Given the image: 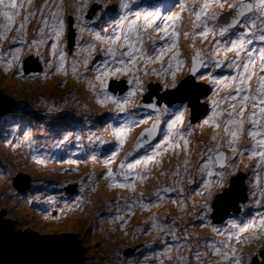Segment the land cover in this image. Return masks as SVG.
<instances>
[{"label": "snow or ice", "instance_id": "1", "mask_svg": "<svg viewBox=\"0 0 264 264\" xmlns=\"http://www.w3.org/2000/svg\"><path fill=\"white\" fill-rule=\"evenodd\" d=\"M27 2L29 6L33 4V0ZM71 7L69 14L65 0H43L34 11L22 15V0H0V17L4 20L0 26L3 71L6 74L15 68L14 77L24 79L27 71L24 57L35 55L46 65L45 78L57 73L67 76L68 45L74 28L77 34L72 56L76 58L70 63L71 74L78 83L87 82L95 104L106 109L111 119L104 121L99 131L89 127L85 133L82 122L65 111V106L79 105L71 92V103L67 99L59 102L42 99L43 116L29 114L17 106L24 115L6 119L12 134L17 136L13 148L27 147L36 152L34 122L39 125L37 131L54 138V147L58 149L73 146L83 152L87 148L88 154L82 161L71 158L75 152L63 161L70 165L91 161L104 169L79 180L81 195L73 202L77 209H83L85 195L95 192L100 181H104L109 190L136 194L135 199L117 195L108 201L110 210L114 209L111 217L116 222L114 230L126 228L137 211L151 212L146 227L138 226L133 237L155 233L154 241L164 245L162 255L173 247L177 253L187 251L188 258H179L177 264H192L193 260L199 264L201 260H210L212 255L219 257L216 264H242L244 252L235 245H250L264 238V185L259 180L264 173V0H173L166 6V12L154 5L142 6L141 0H116L115 4L112 0H77ZM17 17H22L18 26ZM37 17L29 38L28 25ZM13 30L16 35L7 48L3 47L2 42L8 40ZM85 34L94 42L84 41ZM181 39L187 41L186 52ZM41 47L47 51L42 53ZM97 52L99 57L94 55ZM153 78L155 89L151 88ZM204 84L208 87H203ZM176 100L180 103H174ZM190 115L196 124L188 119ZM149 121L151 124L126 149L133 129ZM83 123L93 122L84 116ZM205 127L211 129L208 139L197 140L193 146L194 132ZM101 133H107L111 140ZM105 146L109 147L101 157L97 148ZM122 153L123 158L117 164ZM194 153H198L195 162ZM166 155L175 157L177 164L155 175L154 170L163 168ZM32 159L37 165H47L43 155L34 154ZM246 160L254 161L251 165L254 173L260 170L256 173L257 191L250 193L257 211L254 215L246 214L247 218L233 216L224 220L230 208L239 212L240 207H248L237 206L242 197L236 188L237 181L230 179L242 165L249 167L244 163ZM193 165L200 177L199 190L193 191L201 201L191 205L194 211L170 221L167 213L154 212L165 201L181 211L188 209L190 197L185 195L188 189L183 182L192 177L188 183H197ZM150 179L157 181V187L146 199L143 189ZM32 200L39 201L40 196H33ZM48 202L52 203V197H48ZM214 215H219L226 227L214 226L211 222ZM193 218L200 223L192 227L208 226L215 236L223 239L199 237L181 227L184 221ZM201 243L207 253L199 251ZM247 255L251 257L253 252ZM259 256L264 264V252ZM161 264L168 262L164 259Z\"/></svg>", "mask_w": 264, "mask_h": 264}, {"label": "rangeland", "instance_id": "2", "mask_svg": "<svg viewBox=\"0 0 264 264\" xmlns=\"http://www.w3.org/2000/svg\"><path fill=\"white\" fill-rule=\"evenodd\" d=\"M22 2L24 3V8L21 10L23 15L24 12L34 11L41 3H43V0H33L31 6L28 5L27 0H22ZM76 2L77 0H65L67 13L70 14L72 12L73 9L71 6ZM150 2L151 0H147L145 6L154 5L160 7L162 11L166 12V6L172 3L173 0H159L158 2L153 1V3L149 4ZM112 3L115 4L116 0H112ZM141 4L143 5V2H141ZM21 18L22 17L16 18L17 26L19 25ZM37 19L38 17L33 19L28 25L29 38L33 35V29L36 27ZM185 21H187V19H185ZM3 24L4 20L0 17V26ZM15 35V30H13V32L9 34L8 40L2 42L3 47L7 48L12 37ZM83 39L84 41L94 42L87 34L84 35ZM181 41L184 40L181 39ZM40 50L42 53L47 51L44 47H41ZM34 51L35 50L33 49V52ZM97 54L100 56L99 52H97ZM27 56L28 55H25V57ZM45 58L50 59L51 57L46 56ZM73 58L76 57H73L72 55L69 57V74L67 76L57 73L45 78L44 72L46 70V65L43 62V59L38 58L44 71L37 74L29 72L24 79H21L18 76L14 77L13 73L17 70L15 68L5 74L3 71V61L0 60L1 93L13 98L16 106L12 108L10 107L11 111L3 113L0 118V212L10 210L9 216L17 220L21 229L81 233L85 244L82 264H152V262L156 260L157 262L155 264H161V260L164 259L167 260L168 264H177L179 258L183 257L187 259L189 256L188 252L184 251L177 253L175 247H173L171 251L162 255L164 246L161 247L163 244L159 246V241H155L157 244L156 247L149 249L147 247L146 252L139 254L138 256L129 259L123 258L122 253L126 250L139 247L140 243L138 242H144L145 239L154 240L156 234L151 233L149 235H139V237L134 238L133 233L136 232L138 227L131 232L127 225L123 230H114L116 228V222L111 219L112 215L110 210L107 209L101 212L98 207H95L96 202H105L107 194L109 193V189L105 187L104 181H100L95 192L85 195L83 201L85 206L82 210L75 207L73 202L77 195H81L79 193V180L89 173L95 172L96 174H99L104 171L101 164H93L91 161L87 164L81 162L78 165H70L63 162L70 158L72 152H75L76 155L71 156V158L82 161L85 158V155L88 154L89 150L87 148H85L83 152L78 151L73 146H70L68 149H58L54 147L55 141L51 135L46 137L37 131L39 125L35 122L32 127L37 140V144L34 145L36 152H33L27 147L13 148L12 145L17 140V136L12 134V128L6 123V119L9 117L19 119L24 115L23 112L17 110V106L24 109L29 114L36 113L43 116L44 109L40 105L42 99L49 102H59L62 99H67L69 103H71L73 100V96H69V93L71 92L74 93L79 105L77 108L65 106V111L74 114L76 119L82 122L81 127L84 129L85 133L88 132L89 127H91L93 131H99L103 122L110 119V113H108L106 109L100 108L95 104L91 92L87 88V82L82 81L78 83L73 78L70 69V63ZM86 75L91 77L92 74L87 73ZM80 113H83V115H80ZM84 116H87L93 123L91 125H85L83 123ZM26 121L27 117L25 118V122ZM48 123L50 124L51 120H49ZM45 127L47 128V124ZM101 135L108 139L107 133H101ZM208 136V133L200 132L199 136H196L193 139V146H195L197 140L206 141ZM107 147L109 146H105V148H97V153L103 157ZM34 154L43 155L47 160V165H37L32 159V155ZM197 155L198 153L193 154V162L197 159ZM179 159L182 161L183 156ZM244 163L251 168L254 161L246 160ZM249 167H244L242 165L238 172L243 170V168L249 170L247 176L251 177L250 181H247V184L250 188L251 183L254 184L257 180L256 173H254ZM84 170L87 171L85 175L82 174V171ZM66 171H72L73 174L66 175ZM20 174L27 176V178H19L21 182H23V185L26 186L22 190H15L12 186V180ZM194 175L197 182L196 184H198L200 177L195 170ZM236 175L240 176L239 174ZM236 175L231 179L233 180L236 178ZM189 178H186L183 183L184 187L187 188L188 191H191L194 189L195 184H189ZM259 179L262 180L261 176H259ZM70 185L74 189H69V191L66 192V188ZM250 190V193L257 191V186H254L253 190L250 188ZM118 191L121 190H114V193H117ZM37 195L40 196V200L34 201L35 205H31V202L29 204L30 197L32 199L33 196ZM258 196L259 193L257 194V197ZM48 197H52V203L48 202ZM252 199L253 198H251V200ZM64 205H66L67 211L62 215H56L62 219V224H51L45 221L46 215L51 209ZM246 205H251L249 199ZM63 208L64 207H62V209ZM162 209H166V211H161ZM251 210L256 212L257 208H250L249 211ZM153 211L160 214L167 213L169 221L172 217L178 219L181 214L180 209L168 201H165L159 209H154ZM145 214H149V217L152 215L151 212H145ZM144 218L146 217L144 216ZM72 219H74L73 222L71 221ZM213 225L216 226L215 224ZM186 228L188 231L190 230L188 227ZM195 231L196 229L194 230V233ZM125 232L127 233L126 235ZM169 241L171 243V238ZM192 244L195 247L196 242L192 241ZM250 245L254 246L252 243ZM238 250L244 252L242 261L243 264H245L244 260L248 257L247 253L249 251L254 253L258 248H254L253 250L239 248ZM205 252L207 253V251ZM130 255L131 254H128L127 256ZM147 255L150 256L152 261L144 260ZM213 256L214 255L211 256L210 260H201L199 264H216L218 258H214ZM192 264H197V262L193 260Z\"/></svg>", "mask_w": 264, "mask_h": 264}, {"label": "water", "instance_id": "3", "mask_svg": "<svg viewBox=\"0 0 264 264\" xmlns=\"http://www.w3.org/2000/svg\"><path fill=\"white\" fill-rule=\"evenodd\" d=\"M72 33L73 39L68 45L69 55L74 46V28ZM24 68L27 70L26 74L41 71L37 59L32 56L24 60ZM10 107H16L14 99L9 96L5 97L0 90V118L4 111L10 112ZM19 178L23 179L27 176L18 175L13 179L12 185L17 190H22L25 186ZM233 180L239 183V179L234 178ZM240 196L242 198L237 200V204L245 200L243 191ZM9 211L0 212V264H82L85 244L81 233L21 229L17 220L9 216ZM230 211H235V209L230 208ZM17 237L34 239L22 241L16 239ZM141 248L142 246L128 249L123 256L133 254Z\"/></svg>", "mask_w": 264, "mask_h": 264}, {"label": "flooded vegetation", "instance_id": "4", "mask_svg": "<svg viewBox=\"0 0 264 264\" xmlns=\"http://www.w3.org/2000/svg\"><path fill=\"white\" fill-rule=\"evenodd\" d=\"M147 0H141V2H143V5L142 6H145V3H146ZM154 2H158L159 0H151V3ZM185 23H187V21H185ZM76 31V30H75ZM77 34V33H76ZM181 45L184 49V51L186 52L187 51V41H181ZM150 50V49H149ZM95 56L96 57H99V54L95 53ZM97 63H99V60L97 59ZM156 67H158V65H156ZM227 71V70H225ZM184 77H181V79H183ZM203 87L207 88L208 86L206 84L203 85ZM151 88L152 89H155L156 88V82H155V78H153L152 80V83H151ZM163 93H161L162 95ZM174 103H177L179 104L180 101H174ZM186 103V101H185ZM143 114V113H142ZM188 119H191L192 120V123L193 124H196L197 121L196 119L193 117V116H189ZM188 120L185 121V123H187ZM151 124V121L148 122V124H143L141 125L140 127H137L135 129H133L132 133H131V137L128 141V144L126 145V149L128 148H131L133 142L135 141L136 137L139 136V134L145 129L147 128L149 125ZM200 132H205V133H208L210 135V132H211V129H208V128H203V129H200V128H197L196 131L194 132L193 134V137H192V140L196 137V136H199ZM209 137V136H208ZM108 139L111 140V137L108 136ZM123 158V153L121 154L120 157L117 158V164L119 163L120 159ZM171 160V162H169ZM177 159L175 157H170L169 155H166L164 157V166L162 169H159V170H154V173L155 175H158L159 174V171H166V170H169L170 168H174L175 167V164H177ZM116 165H113V168L115 169ZM250 168V167H249ZM251 169V168H250ZM194 170L195 168L193 167L192 169V173H193V177L195 178V175H194ZM258 171H260L259 169L256 170V173H259ZM247 172L249 173V170L246 169V168H243V170H241L240 172L236 173V174H239L240 176L236 175V179H239V183H237V190L239 191V193L241 194V191H243L244 193V199L243 201H239L237 206H241V205H246V203L248 202V199L250 200V204L247 208L245 207H240V211L239 212H236V211H230L229 212V216L228 217H224V220H227L233 216H235L236 218H247L246 217V214L248 215H254L255 212L254 210H251L249 211L250 208H256V205L255 204H252L251 203V198H253L251 195H250V188H252V190L254 189V186H257V181L250 185V188L247 184V181L249 180L250 181V177L247 176ZM259 176H261L262 180H260V184L261 185H264V173H261ZM192 178V177H190ZM232 178V177H231ZM230 178V179H231ZM198 184H195V187L194 189L196 190H199L198 187H197ZM160 186H163V178L161 179V183H160ZM155 187H157V181L155 179H150L148 181L145 182V186H144V192H145V198H147L148 196V193H150ZM109 193L107 194V197L105 199V203H108V201L111 200V198L119 195V196H122V197H126V198H129V199H135L136 198V194H133V193H129L127 191H118L117 193H114V190H109L108 191ZM258 194V192H257ZM185 195L189 196L190 199L188 200V209L186 211H181L180 209V212H185V213H188V212H191V211H194L191 207L192 204H198L200 203V197L197 196L195 194V191L191 190V191H188L185 193ZM172 198H175V194H173ZM109 204V203H108ZM121 204H123V199L121 200ZM62 207H64L62 209ZM109 210L111 209V206L109 204ZM247 210V211H246ZM67 211V207L66 205L64 206H58L57 208L51 210L47 215H46V219L45 221L51 223V224H62L63 221L60 217L56 216L58 214H63L64 212ZM110 213L111 215L114 214V209L110 210ZM187 215V214H186ZM144 216L146 218H144ZM149 217V214H145V212L141 213L139 211H137L136 215H134L131 219L128 220L127 222V226L129 228V230L132 232L136 227H140V228H143V227H146V224H145V221L148 219ZM180 217V216H179ZM212 224H215L216 227H220V228H223V227H226V224H224L222 221H221V218L219 215H214L213 218H212ZM199 221L198 220H195L194 218L193 219H189V220H186L183 222V224L181 225L182 228H186L188 227L191 231L194 233V230L196 229L195 231V235L196 236H199V237H207L209 238L210 240H220V239H223V237H218V236H215V234L212 232L211 228L208 227V226H204V227H192L191 225L195 224V225H199ZM245 235H248L247 233ZM136 237H139V235H137ZM167 239H170L167 238ZM140 243V246H142V248L131 254L130 256H123L124 253H122V256L123 258L125 259H129V258H132V257H135V256H138L139 254H142L144 252H146V249L147 247H144V245L147 243L149 246H148V249L149 248H154L157 246L156 242L154 240H149V239H145L144 242H138ZM252 245H244V244H236L235 247L237 249L239 248H246V249H251L253 250L254 248H258V250L256 252L253 253V255L251 257H247L245 260H244V263L245 264H261V259H260V256H259V253L261 252H264V238L258 240V241H253L252 242ZM257 244H259L260 246L257 247ZM162 243H160L159 246H161ZM164 245H162L161 247H163ZM195 247H197V245L195 244ZM198 249L200 250V252H205L207 251V249L204 247L203 243H201L199 246H198ZM262 250V251H261ZM206 253V252H205ZM148 260L146 261H152L150 259V256H148ZM214 258H218V256H213ZM145 260V259H144ZM157 262L154 261V264ZM242 264H243V261H242Z\"/></svg>", "mask_w": 264, "mask_h": 264}, {"label": "bare ground", "instance_id": "5", "mask_svg": "<svg viewBox=\"0 0 264 264\" xmlns=\"http://www.w3.org/2000/svg\"><path fill=\"white\" fill-rule=\"evenodd\" d=\"M11 111V110H10ZM5 112H8V111H4L3 113H5ZM87 173V171L86 170H84V171H82V174H86ZM69 174H73V172L72 171H66V175H69ZM32 181H33V179H32ZM35 181H38V180H35ZM41 181V180H40ZM39 181V182H40ZM38 182V183H39ZM37 183V184H38ZM95 207H98V209L99 210H101V212H103V211H105V210H107L108 208H109V204L108 203H105L104 201H101V202H96L95 203ZM161 211H166V209H162ZM187 213H185V212H182L179 216H184V215H186ZM72 222L74 221V219H72L71 220ZM213 240H215V239H213ZM91 241V240H90Z\"/></svg>", "mask_w": 264, "mask_h": 264}, {"label": "clouds", "instance_id": "6", "mask_svg": "<svg viewBox=\"0 0 264 264\" xmlns=\"http://www.w3.org/2000/svg\"><path fill=\"white\" fill-rule=\"evenodd\" d=\"M75 35H76V31H75ZM75 49V39H74V46H73V50ZM72 50V51H73ZM71 55H72V52H71V54L69 55V57H71ZM33 58H36L37 59V62L39 63V65H40V67H41V71L40 72H34V74H37V73H41L42 71H44V69L42 68V66H41V63L39 62V59L36 57V56H33V55H31ZM28 57H30L29 55L27 56V57H25L24 58V60H26ZM12 108V107H11ZM11 110V109H10ZM110 115V119H111V114H109ZM109 119V120H110ZM12 184H13V180H12ZM13 186V185H12ZM14 188V187H13ZM15 190H16V188H14ZM69 189H74V188H72V186L70 185L69 187H67L66 188V192H68L69 191ZM68 190V191H67ZM30 202H31V205H35V202L31 199V197H30V199H29V204H30ZM33 202H34V204H33ZM31 208H34V207H31ZM42 210H44V209H42ZM51 210H53V209H51ZM50 210V211H51ZM49 211V212H50Z\"/></svg>", "mask_w": 264, "mask_h": 264}, {"label": "trees", "instance_id": "7", "mask_svg": "<svg viewBox=\"0 0 264 264\" xmlns=\"http://www.w3.org/2000/svg\"><path fill=\"white\" fill-rule=\"evenodd\" d=\"M8 95H5V97H7Z\"/></svg>", "mask_w": 264, "mask_h": 264}]
</instances>
